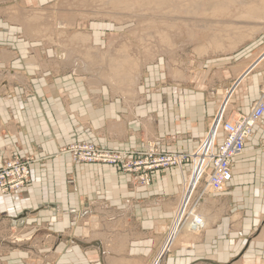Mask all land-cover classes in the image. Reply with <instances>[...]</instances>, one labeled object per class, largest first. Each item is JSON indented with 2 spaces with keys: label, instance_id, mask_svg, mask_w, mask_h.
Instances as JSON below:
<instances>
[{
  "label": "crops",
  "instance_id": "0c3cea01",
  "mask_svg": "<svg viewBox=\"0 0 264 264\" xmlns=\"http://www.w3.org/2000/svg\"><path fill=\"white\" fill-rule=\"evenodd\" d=\"M22 35L0 23V166L10 153L30 163L26 187L0 193V264L148 260L190 165L157 169L143 186L114 165L75 164L63 149L90 142L137 150L152 140L161 151L191 152L210 126L211 102L173 86L133 103L102 91L107 85L69 64L64 48ZM253 44L219 60L217 94L243 113L264 84V57L250 58ZM209 199L210 210L220 206L218 221L197 242L176 247L165 264L264 263V118L232 159L231 180Z\"/></svg>",
  "mask_w": 264,
  "mask_h": 264
},
{
  "label": "rangeland",
  "instance_id": "374dc122",
  "mask_svg": "<svg viewBox=\"0 0 264 264\" xmlns=\"http://www.w3.org/2000/svg\"><path fill=\"white\" fill-rule=\"evenodd\" d=\"M240 14L254 17L241 20ZM2 21L20 27L21 35L36 43L67 50L69 64H76L90 81L107 85L102 89L105 93L112 91L134 103L136 97L164 95L169 87L177 86L203 92L214 115L226 100V109H234L232 98L217 94L220 58L250 42L254 43L250 58L264 57V0H0ZM75 31L100 40L74 41ZM125 58L130 63H123ZM263 88L264 84L261 95ZM147 143L154 144L147 140L144 147ZM181 195L173 215L164 217L168 230L163 236L155 235L149 259L129 264H165L164 257L176 247L200 239L203 230L193 232L188 221L179 226L180 213L174 220ZM208 200L199 203L205 228L218 221L219 210L221 214L220 206L210 210L205 205Z\"/></svg>",
  "mask_w": 264,
  "mask_h": 264
},
{
  "label": "built area",
  "instance_id": "2783aa9c",
  "mask_svg": "<svg viewBox=\"0 0 264 264\" xmlns=\"http://www.w3.org/2000/svg\"><path fill=\"white\" fill-rule=\"evenodd\" d=\"M227 104L226 100L220 105L206 135L191 152L159 151L153 143H147L139 150H128L104 149L90 142H75L64 148L63 153L68 154L75 164L114 165L132 174L133 180L143 186L150 183L151 174L157 169H182L183 165L189 164V176L183 181L174 220L180 213L179 223L188 221L192 231L197 233L205 228L199 203L205 202L210 193L225 188L232 177V159L243 153L254 127L264 118V88L261 97L247 113L227 110ZM29 179V160L13 153L4 158L0 166V193L20 192Z\"/></svg>",
  "mask_w": 264,
  "mask_h": 264
},
{
  "label": "bare ground",
  "instance_id": "6f19581e",
  "mask_svg": "<svg viewBox=\"0 0 264 264\" xmlns=\"http://www.w3.org/2000/svg\"><path fill=\"white\" fill-rule=\"evenodd\" d=\"M238 17V19H241V20H249V19H252L254 16H253V14H246V15H244V14H240V15H238L237 16ZM246 27V26H245ZM249 29H252V26H249ZM73 36L72 37H74V41H78V42H88L89 41V39H90V37H91V35L90 34H88V33H84V32H81V31H75L73 34H72ZM202 48H200V50H201ZM126 59H128V58H125V61L123 62V63H130V62H128V60H126ZM129 65H131V64H129ZM204 217V216H203ZM203 225L205 226L206 225V221H205V218H203ZM206 227V226H205ZM192 230V229H191Z\"/></svg>",
  "mask_w": 264,
  "mask_h": 264
}]
</instances>
